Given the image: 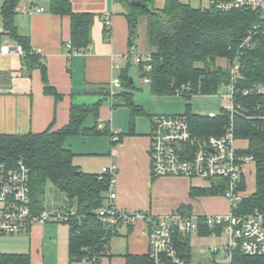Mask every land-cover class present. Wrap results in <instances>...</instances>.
<instances>
[{
  "label": "trees",
  "instance_id": "obj_1",
  "mask_svg": "<svg viewBox=\"0 0 264 264\" xmlns=\"http://www.w3.org/2000/svg\"><path fill=\"white\" fill-rule=\"evenodd\" d=\"M20 0H3L0 7L2 33L22 46V60L34 59V52L28 39L18 34L14 23L16 7ZM150 9L134 6L128 21L130 24V44L136 36L140 17L146 21V42L151 55L150 86L158 95L174 94L183 84L189 85L181 95L189 99L193 94L212 95L230 81L228 66L238 63L237 87L252 88L264 85V19L258 12L247 9L221 11L213 7H193L181 0H165L160 9L151 7L152 0H142ZM50 10L58 15L67 14L71 18L70 42L73 50H85L90 44V29L93 15L73 12L69 0H50ZM248 38V43L243 44ZM37 60V58H35ZM218 59L227 62L226 67L217 64ZM127 67L120 72L121 85L132 84ZM141 68V66H139ZM43 70V68H42ZM43 72L44 91L61 94L48 84ZM143 74V73H142ZM108 97L109 91L106 92ZM130 109L131 120L141 112L132 104L131 95L126 90L115 93ZM237 100L249 108L250 117L234 116L236 138L246 139L248 144L239 150L241 155H250L255 164V190L244 196L238 203L237 212L259 211L264 214V98L257 94L237 95ZM101 100L95 104L72 105L69 122L59 129L38 133L0 134V163L12 164L21 158L29 170V184L34 210H43L45 184L51 181L74 207L76 214L66 221L68 225L69 261L82 264H98L108 255L112 237L118 234L119 226L110 227L97 216V210L106 205L111 174L86 173L72 162L74 152L65 146V140L82 131L90 134L108 133L97 125L81 128L84 118L92 114L96 121ZM116 104V103H115ZM114 105V104H113ZM259 105V108H257ZM221 110V109H220ZM192 131L199 136L220 134L228 120L225 111L215 116L193 113L189 104L183 112ZM242 190L245 187L242 182ZM222 188H191L190 195L221 194ZM187 206L179 207L185 212ZM201 228L199 234H208ZM188 240L182 242L181 250L189 260ZM125 264H150L147 254H125ZM0 264H30L28 253H2ZM231 264H264V255L234 253Z\"/></svg>",
  "mask_w": 264,
  "mask_h": 264
},
{
  "label": "crops",
  "instance_id": "obj_2",
  "mask_svg": "<svg viewBox=\"0 0 264 264\" xmlns=\"http://www.w3.org/2000/svg\"><path fill=\"white\" fill-rule=\"evenodd\" d=\"M132 1L134 0H69L73 12L93 15L90 44L83 52L77 53H70L66 47L70 39L71 18L69 15H58L52 12L50 0H20L18 2L14 16L18 34L28 39L32 50L39 48L41 52H34V59L26 60L12 53L0 55V134L38 133L47 128L59 129L69 122L72 105L91 106L101 100L96 121L92 114H88L81 128L96 124L98 129H107L108 133L90 134L84 133L81 129L79 133L65 140V146L74 152L73 164L86 173H100L102 168L112 163L116 165L113 185L116 207L124 210H147L153 214H164L179 209L181 206H187L185 212L198 218L207 214L228 212L229 202L222 194L190 195L191 188H213L214 185L212 186L211 182L181 176H154L152 174L151 115L156 112L183 113L171 112L173 109L167 108L149 110L134 103V83L133 78L130 77L132 84L123 85V87L121 85L116 88V92L126 90L131 95L132 104L141 109L136 116L144 115L148 128L140 129L136 124V116L133 121L131 120L130 107L119 98L108 97L106 93L109 91L110 81L116 78V73L120 76L121 70L132 63L131 58L125 57L131 46L136 54H150L146 33L145 47L137 51V40L140 37L138 24L135 39L133 44H130L128 14L136 6L132 4ZM183 1L188 2L189 0ZM164 3L165 0H152L151 7L160 9ZM25 6L42 7L44 11L25 12L23 11ZM106 14H109L111 19L108 36L103 23ZM140 20L141 24H145L146 32V21L142 17ZM15 43L2 33L0 16V44ZM137 66L143 77L142 68L139 67L141 65L137 64ZM42 68L48 84L62 95L59 100L44 91ZM145 83L151 90L150 82ZM151 94L158 95L152 90ZM106 98H110L111 105L105 103ZM120 105L127 106L129 109L127 125L125 115L119 121L117 113L120 110H112ZM89 115H92L93 122L88 118ZM93 135L108 136L110 138L108 145L100 151L81 147L86 144V138ZM114 135L118 138L116 142H112ZM74 143L80 147H73ZM247 144L246 139L238 138L236 141L239 150L247 147ZM98 155L102 157L87 158ZM249 175L252 176L251 183L248 181ZM242 177L245 184L243 194L248 196L255 190L253 160L243 165ZM61 223L54 221L34 223L28 231L2 234L0 252L28 253L30 264H82L78 261H69V228L66 223ZM115 237H121L123 241L113 242L112 237L108 255L103 256L98 264H125L126 253L147 254L148 237L142 222H137L133 226H120Z\"/></svg>",
  "mask_w": 264,
  "mask_h": 264
},
{
  "label": "built area",
  "instance_id": "obj_3",
  "mask_svg": "<svg viewBox=\"0 0 264 264\" xmlns=\"http://www.w3.org/2000/svg\"><path fill=\"white\" fill-rule=\"evenodd\" d=\"M204 7H213L221 11L254 10L264 19V0H206ZM23 11L40 13L44 9L25 6ZM103 23L108 36L111 24L109 14L104 16ZM247 43L248 38L242 45ZM66 47L71 48L70 40L67 41ZM32 51L41 52L39 48ZM77 52L83 50H73L70 53ZM10 53L19 56L24 54L20 44H0V55ZM125 57L141 65L144 81L149 83L151 55L136 54L131 46ZM228 68L230 81L218 91L224 102L221 110L208 114L212 117L220 111L227 113L228 120L220 134L208 136L195 134L183 114L155 113L150 119L152 174L211 182L212 186L222 188L221 194L229 202L228 212L207 214L198 218L179 209L164 214H153L147 210L119 209L114 204L116 194L113 191L116 165L112 163L102 168L101 172L111 174V180L106 205L97 210V216L110 227L133 226L137 222H142L148 237L147 256L150 264H190L180 247L192 234H199L201 228H213L228 237L224 252L230 264L237 251L245 255H264V214L257 210L248 213L236 211L238 203L245 196L241 187L243 165L252 161V157L239 154L233 122L236 114L250 117L249 108L238 102L237 95L257 94L264 98V85L252 88L237 87L238 63L234 61ZM109 86V95L112 98L116 88L121 86L120 79L113 78ZM188 88V83L183 84L176 90V94H181ZM112 139V142H116L118 138L114 135ZM75 214V208L69 206H60L53 212L34 210L29 170L23 160L18 158L12 164L0 163V235L28 231L34 223L63 222Z\"/></svg>",
  "mask_w": 264,
  "mask_h": 264
},
{
  "label": "rangeland",
  "instance_id": "obj_4",
  "mask_svg": "<svg viewBox=\"0 0 264 264\" xmlns=\"http://www.w3.org/2000/svg\"><path fill=\"white\" fill-rule=\"evenodd\" d=\"M2 0H0L1 4ZM189 4L193 7H199L202 4H206V0H189ZM138 28L140 29V37L137 40V51L143 50L145 47V24H141V20H138ZM135 51V50H134ZM126 60V59H125ZM125 64V63H124ZM217 64L226 67L227 62L224 59H218ZM127 74L133 78V100L134 103L142 105L145 109H173L171 112L183 113L186 109V104H189L193 113L208 115L211 112L217 113L223 105V99L220 96V92L212 95L193 94L189 99H186L181 94H164V95H152L149 85L145 83L144 78L140 75L138 66L132 61L127 68ZM120 72V70H117ZM116 78L119 77V73H116ZM105 103L111 105L110 98L105 99ZM112 110H120L117 113L118 120L121 121L125 115V123L128 124V107L117 106ZM123 112V113H122ZM157 113V112H156ZM88 118L93 122L92 115ZM136 124L140 129H147V119L144 115H138L135 117ZM142 121V122H141ZM127 127V126H126ZM90 138H93L90 140ZM110 138L104 135H93L86 138V144L81 147H87L88 149H104L105 145H108ZM68 144V143H67ZM73 147L77 146L76 143ZM102 155L87 157V158H101ZM248 181L251 183L252 176H248ZM43 206L47 212H53L58 206L68 204V200L63 193L51 182L47 181L45 184V190L43 195ZM60 224H62L60 222ZM207 229V228H206ZM208 234L194 233L188 238L189 263L190 264H230V261L225 257L224 245L228 242V237L223 233L213 228L208 229ZM217 231V232H215ZM9 235V234H5ZM3 235H0V237ZM113 242H121V237H113ZM186 251V250H184ZM186 253V252H184Z\"/></svg>",
  "mask_w": 264,
  "mask_h": 264
},
{
  "label": "water",
  "instance_id": "obj_5",
  "mask_svg": "<svg viewBox=\"0 0 264 264\" xmlns=\"http://www.w3.org/2000/svg\"><path fill=\"white\" fill-rule=\"evenodd\" d=\"M132 4H133V5H136V6H140V7H142V8H146V9H148V6H147L146 3L143 2L142 0H134V1H132ZM203 9H204V10H207L208 8H207V7H204Z\"/></svg>",
  "mask_w": 264,
  "mask_h": 264
}]
</instances>
